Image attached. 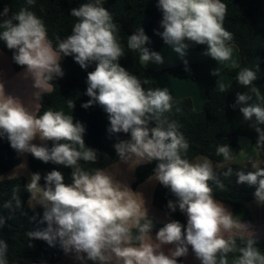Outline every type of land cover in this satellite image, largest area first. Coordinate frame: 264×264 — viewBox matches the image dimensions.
<instances>
[{
    "label": "clouds",
    "instance_id": "1",
    "mask_svg": "<svg viewBox=\"0 0 264 264\" xmlns=\"http://www.w3.org/2000/svg\"><path fill=\"white\" fill-rule=\"evenodd\" d=\"M35 4L36 0H25V6L11 16L8 6L0 12V41L13 52V62L24 69L21 79L30 80L33 89L25 103L6 93L0 78V138H6L20 156L31 154L45 164L70 168L71 182L66 183L64 174L56 169L43 176V186L39 172L30 174L24 186L30 194L28 207L43 209L39 223L46 227L25 234L28 247H33L32 240H43L50 247L59 244L63 253L79 264H179L190 249L198 264H229L230 255L231 264H264V251L258 247L251 224L214 197L215 189L226 190L224 180L235 175L237 184L255 186L254 200L264 206V94L253 83L259 64L241 67L234 35L224 27L227 4L222 0H157L163 31L156 34L178 54L185 71L189 47L185 41L207 45L203 54L219 65L211 72L219 77L215 88L227 93L232 83L225 81L222 73L239 69L236 82L248 89L237 93L231 107L239 109L243 122L255 132L256 143L251 152L245 146L234 152L226 143L215 145V155L223 157L217 165L205 156L188 158L190 144L180 124L169 118L174 108L181 112V101L174 99L167 87L146 88L149 79L121 66L125 46L120 28L102 0H88L72 8L71 35L62 39L53 32L55 46L44 19L31 10ZM147 43L149 37L140 27L127 37L126 46L139 54L144 68L149 62L163 64L161 54L150 51ZM68 56L82 69L95 65L86 78L85 94L90 99L81 107L99 104L108 114L109 133L130 134L129 139L113 145L118 160L110 166L86 167L96 164L98 151L86 146V129L74 122L73 99L66 100L69 113L48 107L40 114V101L55 91L53 81L64 76L61 60ZM253 98L255 103H250ZM37 138L40 143H33ZM153 161L156 165L148 182L160 184L174 197L167 202L166 215L179 210L187 218L186 225L169 219L154 236L143 194L117 179L120 163L134 171ZM238 162L243 167L235 172L231 166L223 172L217 170ZM248 164L251 170L245 171ZM26 169V163L17 165L8 179L17 178ZM4 179L0 176V183ZM20 193L21 186L14 185L11 198L3 203L10 211L7 219L21 208ZM5 223L6 218L0 215V228ZM8 250V243L0 239V264H9Z\"/></svg>",
    "mask_w": 264,
    "mask_h": 264
},
{
    "label": "trees",
    "instance_id": "2",
    "mask_svg": "<svg viewBox=\"0 0 264 264\" xmlns=\"http://www.w3.org/2000/svg\"><path fill=\"white\" fill-rule=\"evenodd\" d=\"M88 0H36L35 6L31 9L38 16L44 19L49 29V38L55 39L53 32L59 34L61 38L71 35L74 18L70 16L72 8L79 7L87 3ZM228 6V13L224 22V27L233 33V43L237 46L241 67L254 68L256 63L259 64V72L257 80L253 83L261 88L264 94V0H222ZM103 7L109 10L114 21L120 28L121 42L125 46V56L121 58L119 63L128 71L139 76L141 79L150 80L146 88L160 87L150 79L153 73L150 69L144 68L139 64V54L133 53L127 49V37L132 35L137 28L142 27L145 34L149 37V43L145 46L150 51L159 52L163 47L167 46L162 37L157 32H162L158 28V22L162 19V13L157 7V0H102ZM10 8L9 16L13 12L25 6V0H0V12L3 8ZM0 50L9 58L11 65L15 71L23 68L15 64L12 60L13 52L7 49L5 43L0 41ZM256 58H259L256 60ZM61 67L64 71L62 78H56L55 91L51 94H45L40 101L42 108L40 114L48 107L54 110L63 109L65 113H69L66 100L73 99L75 108L72 111L74 122H80L84 125L86 131L84 141L86 146L98 151V160L94 165L86 167H106L112 165L118 160L113 145L117 140H126L130 138V134L123 132L111 134L108 132L110 127L108 114L99 104L84 109L81 107L90 98L86 93L87 72L93 71L95 65H90L87 69H82L73 59V57H63ZM188 71H185L183 62L176 66L157 71V73L167 72L176 77L197 79V75L193 72L194 64L188 62ZM239 69L227 70L223 72L232 77V87L227 93H220L216 88L209 87L206 90L207 100L203 108L197 111L191 98L176 99L181 101L178 105L181 112L177 113L175 108L170 114L171 120H176L180 124V131L183 132L186 140L190 144L188 158L194 159L196 156H207L215 163L223 162L222 156L215 155V145L228 144L234 152H238L241 148L238 138L246 137L249 139L252 147L256 143V134L247 127L243 122L239 109H233L231 105L236 102L237 93H244L248 89L243 88L236 82V75ZM250 103H255V98ZM151 126H154L152 124ZM51 147V142L48 144ZM264 158V153L261 154ZM83 164V162H81ZM20 164L18 153L10 147V143L6 138H0V176ZM29 165L33 173L41 174V186L44 185L43 176L47 172L56 169L64 174L65 182H71V169L60 165H54L51 162L45 164L29 156ZM156 165L153 161L150 164L141 165L136 169L134 187L145 181L151 174ZM231 166L235 171L240 164L225 165L218 171L223 172L227 167ZM251 168L246 167L245 171ZM223 180V177L221 176ZM236 177L233 175L230 179L224 180L226 190L221 191L215 189L214 197L232 208L235 215L241 216L244 222H251V212L246 207V203L255 201V186L240 185L236 183ZM21 186L22 206L12 214V219H7L10 215L8 209L2 207L3 203L11 198V188L14 185ZM26 185L24 177H17L13 180L4 179L0 183V215L6 218L5 225L0 228V239L5 240L9 245L8 259L9 264H56L65 260L62 249L57 244L50 247L43 240H32L30 243L33 247H28L29 241L25 234L30 230L43 229L46 224L39 223L42 218L43 209L39 206L34 210L28 207L29 193L24 191ZM169 199H174L168 189L161 186V190L157 195V204L160 208L167 210L166 205ZM175 220H179L186 225L187 218L179 210L171 213ZM35 217V219H33ZM162 224L153 223V232H157ZM237 243L240 242L239 236H236ZM258 241V247L264 251V240ZM191 253V249L189 250ZM183 258H180L179 264H182ZM232 256H229V264H231ZM88 264H92L91 261Z\"/></svg>",
    "mask_w": 264,
    "mask_h": 264
},
{
    "label": "crops",
    "instance_id": "3",
    "mask_svg": "<svg viewBox=\"0 0 264 264\" xmlns=\"http://www.w3.org/2000/svg\"><path fill=\"white\" fill-rule=\"evenodd\" d=\"M161 20H159L158 22V28L161 31H163V29L160 26ZM185 42L189 44L185 59H187L188 62L194 64V68H193L194 72H197L198 74H202L208 77L205 84L200 83V80L197 82V81L191 80L190 78H178L167 72L157 73V71H162L164 69L176 66L182 62L178 54L173 51L170 45L163 47L158 52L163 57V61H164L163 64H156V63L149 62L146 68L150 69L153 72L150 76V79L156 84H158L161 88L167 87L170 93L172 94V96L174 97V99H181V98H186V97L191 98L194 104V108L197 111H200L203 108L205 101L207 100V95H206L207 88L216 87V82L219 79V77L211 75V72L213 69L219 67V65L211 57L203 54L207 50V45H198V44L191 43L189 41H185ZM238 59L240 61L239 52H238ZM200 69H201V72L199 71ZM23 71L24 69L18 72L15 71L7 55L0 50V78H2L5 82L6 93L14 95V96H22L23 97L22 100L25 103H27L33 89L31 88L30 80L25 81L21 79L19 74L22 73ZM222 75L224 76L225 81H232L231 76L224 74V73H222ZM197 86H198V89H197ZM33 143L39 144L40 141L37 138L36 140L33 141ZM30 155L31 154H26L27 169L21 170L18 176V177H24L26 184L30 180V174L33 173L29 165ZM18 157L20 159L21 156L18 154ZM21 162L22 161L20 159V164ZM11 170L8 172H11ZM7 173L3 175L5 179H8V177L12 174L10 173L8 175ZM118 176H117V179H118ZM119 180H121V178ZM121 181L126 182L125 180H121ZM127 183L129 184V186L131 185L130 181H128ZM160 188H161V185L158 183H155L154 186L151 187L150 191H148L150 193V195L148 196L149 201L147 200L148 205L146 206L148 209L149 207L156 206L157 204L156 195L158 194ZM226 206L232 211V208L230 206L228 205ZM36 207H39V206H36ZM246 207L251 212L252 220L250 222L251 224L250 230L254 233V238L259 241L264 240V212H263L264 206L257 204L255 201H252V202L246 203ZM252 209H256L258 211V214H254V211H252ZM148 215H149V211H148ZM153 215H154L153 217L154 221H157V222L161 221L162 220L161 218H163L164 216V211H161L160 209L157 208V211L154 212ZM149 217L152 219L151 216ZM156 224H162V223L159 222ZM155 233L156 232L152 233L153 236L155 235ZM187 263L198 264V262L194 259L191 253H189V256L187 258H183L182 260V264H187ZM41 264H47V263H41ZM56 264H79V261H76L71 256H68L65 260L59 263H56Z\"/></svg>",
    "mask_w": 264,
    "mask_h": 264
},
{
    "label": "rangeland",
    "instance_id": "4",
    "mask_svg": "<svg viewBox=\"0 0 264 264\" xmlns=\"http://www.w3.org/2000/svg\"><path fill=\"white\" fill-rule=\"evenodd\" d=\"M200 72H201V69L199 70ZM204 71V70H203ZM194 72V71H193ZM196 75H197V79L196 80H193V81H199L200 80V83H203V84H205V82L207 81V79H208V77L207 76H204V75H202V74H198L197 72H194ZM224 73V72H223ZM170 74V73H169ZM203 74H204V72H203ZM172 75V74H171ZM174 76V75H173ZM178 78H183V77H178ZM192 80V79H191ZM199 86V85H198ZM198 86H197V89H198ZM21 99H23V97L22 96H19ZM238 142H239V144H240V146H245L246 148H247V150L249 151V152H251V150H252V145L250 144V141H249V139L248 138H246V137H239L238 138ZM201 156H204V155H201ZM205 157H207V156H205ZM20 159H21V163H27V158H26V154L24 155V156H21L20 157ZM262 159H264V158H262ZM214 163V165H217V164H219V163H215V162H213ZM220 163H222V162H220ZM236 164H240V165H242L243 166V163H241V162H238V163H236ZM144 165H146V164H144ZM225 165H228V164H225ZM224 165V166H225ZM141 166V165H140ZM139 166H137L136 168H135V170L134 171H129L128 170V166L126 165V164H124V163H121L120 164V166H119V175L120 176H118V179H120L121 178V180H125L126 181V183L128 182V181H130V183H131V185H130V187L132 188V190L133 191H138V192H141L142 194H143V197H144V199H145V201H146V206L148 205V202H147V200H148V196L150 195V193L148 192V191H150V189H151V187L152 186H154V184L155 183H150V182H148V178L145 180V181H143L141 184H139V185H137V186H135L134 187V182H135V180H136V177H135V172H136V169L138 168ZM246 167H248V168H251V165L250 164H248ZM262 167H264V165H262ZM16 167H14V169H15ZM14 169H12L11 170V172H8L7 174L9 175L10 173H13V170ZM219 169H221V168H218L217 170H219ZM122 170H123V172H122ZM160 190H161V188L159 189V192H160ZM159 192H158V194H159ZM157 194V195H158ZM156 195V196H157ZM149 201V200H148ZM157 201V200H156ZM226 205V204H225ZM156 207V208H155ZM155 207H149V209H148V211H149V216H151L152 217V221H153V223H162V224H165V223H167L168 221H169V219H174V217L172 216V215H170V217L168 216V215H166L165 213H167L168 212V210H164V209H162V208H160L159 206H158V204H156V206ZM157 208L158 209H160L161 211H164V216H163V218H161L162 220L161 221H163V222H161V221H154V219H153V217H154V215H153V213L154 212H156L157 211ZM263 210H264V208H263ZM252 211H254V214H258V211L256 210V209H252ZM257 211V212H256ZM256 212V213H255ZM264 212V211H263ZM262 213V212H261ZM263 214V213H262ZM161 216H162V214H161ZM175 220V219H174ZM187 264H191V263H187Z\"/></svg>",
    "mask_w": 264,
    "mask_h": 264
}]
</instances>
